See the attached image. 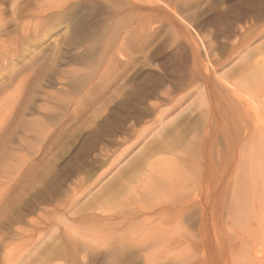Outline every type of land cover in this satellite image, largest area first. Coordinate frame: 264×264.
Returning <instances> with one entry per match:
<instances>
[{"label":"rangeland","instance_id":"obj_1","mask_svg":"<svg viewBox=\"0 0 264 264\" xmlns=\"http://www.w3.org/2000/svg\"><path fill=\"white\" fill-rule=\"evenodd\" d=\"M11 1L1 4L2 21L8 24L0 33L4 43H0V74L4 76L14 68L15 72L12 81L4 79L0 90L12 94L13 89L21 88L23 77L25 84L17 114H13L0 136V179L8 182L7 176L15 170L19 176L16 182L4 185L0 264H61L65 259H57L54 254L65 247V264H132L131 259L105 255L111 236L113 243L121 231L118 234L115 229L95 227L94 218L110 214L115 223L131 218L126 215L131 208L126 199L131 200L135 189L144 187L140 181L146 178L142 175L124 181L126 176L121 178L123 173H118L159 140L170 142L186 131L190 137L197 133L201 139L213 136L221 140L219 128L199 124L205 116H213L207 113L210 108L224 113L221 108L227 103V85L248 96L244 86L249 79H242V75L252 62H264V0H143L129 11L132 21L128 34L121 32L110 42L98 39L97 49L87 50L84 43L82 49L67 51L66 64L57 67V71L64 72L65 81L53 75L52 60L55 44L67 29L49 30L38 43L46 15L39 18L35 36L30 34L32 29L27 31L30 35L23 32L24 24L36 20L37 8H49L61 0H18L17 16L10 12ZM121 17L120 14L118 19ZM95 43L91 39L90 46ZM76 53L84 54L80 62L73 60ZM31 63L33 68L28 67ZM114 73L118 78L113 81L101 77ZM49 78L51 83H47ZM67 103L68 107L63 108ZM76 105L80 117L69 119L63 133L55 131L64 120L62 115L71 116ZM262 115L260 111L257 116ZM184 118L195 127L181 125ZM45 138H50L47 144ZM104 147L111 150L109 158L99 170L88 173L98 163ZM238 149L236 146L227 153L228 157L224 156L232 159L231 174ZM257 152L258 165L264 162V145L258 146ZM153 157L166 155L156 152ZM258 172L261 174L260 169ZM119 175L126 187L117 185L114 194L101 199L107 183L116 181ZM256 181L246 180L243 192L237 196L239 200L230 196L226 212H215L213 222L210 218L205 228H195L188 246L182 243L160 247L152 260L141 259L140 264H264V192L260 195L263 185L259 190L261 184ZM139 192L142 194V190ZM214 196L212 202L217 203ZM142 197L141 205L146 203ZM116 208L127 217L112 216L118 212ZM195 210L193 218L199 222L200 209ZM137 217L133 216V220L141 219L142 228L144 217ZM118 227L123 231L122 225ZM146 227L143 224V229ZM90 236L95 237L89 239ZM82 238H88V246L84 242L83 248V242L77 244ZM70 240L81 249L69 248ZM113 248L110 250L115 251ZM158 254L165 256L160 258Z\"/></svg>","mask_w":264,"mask_h":264},{"label":"bare ground","instance_id":"obj_2","mask_svg":"<svg viewBox=\"0 0 264 264\" xmlns=\"http://www.w3.org/2000/svg\"><path fill=\"white\" fill-rule=\"evenodd\" d=\"M17 1L18 0H12L10 2V12L12 16H17V4H19L17 3ZM2 2H4V0H0V33L2 31V28L6 27V25L8 24L2 21L3 18L1 16L4 12V9H2L1 7ZM141 2H143V0L57 1L55 5L49 8H37V12L35 14L36 20H33L34 23L29 22L26 23V25L24 24L23 32L25 35L34 34L35 36L36 34L34 33V31L39 28L37 26V23L41 21L39 20V18H42L46 15L48 16V18L43 20V32L41 33V36H39L37 41L45 37L47 33H49V30L51 32L54 30V28L57 27H63L67 29L68 32L65 31V34L61 36L60 40L55 44V53L52 60V64L54 65L53 71L55 72L53 73V75L57 74L59 77V81H65L64 72L60 70L57 71V67L66 64V57L68 56L67 51L69 49L79 48L83 46L84 43L86 44V47L84 48L87 50L93 49L94 47L97 49L98 39L102 40L103 38L106 41L110 42L117 39L121 32L125 31V33L128 34V29L130 28V24L132 21L129 11L133 7H138ZM26 8L28 7L26 6ZM120 14L122 15V17L118 19ZM98 17L100 22H98ZM15 21L16 19H11V22H14V24L16 23ZM30 29H32L31 31L33 32H29V34L27 33V31ZM28 37H26V39ZM91 39L93 41L96 40L94 46H90ZM39 42L40 41H38V43ZM0 43L3 42L0 41ZM27 51H31L30 47L27 49ZM74 52L75 51H73V53ZM83 56L84 54L76 53L73 60L75 62H80ZM34 57L35 55H33L32 60ZM30 66L33 68L32 63L28 65L29 68ZM14 69L9 71L4 76L0 74V87L4 85V79H10L11 76L14 75ZM247 69L248 71L247 73L242 75V79L244 77L246 78V80L249 79V83L244 86V89L249 91L247 92L248 96L241 95V90L231 87V85H227L226 88L229 94L227 97V103L221 108V110L224 112L221 114L225 115L219 114L220 109L218 108L216 111L215 108H210L209 112L207 113L210 115L213 114V116H205V119L199 124L207 128H219L221 140H218L217 138L214 139L213 136H208L201 139L200 137H198L199 135L197 133L193 134L192 137H190V133L188 131L177 135L175 138L173 137L170 142L159 140V142H156L152 145L151 149H147V151L141 153L139 157L137 156V154V157H135V159L128 162L124 171L118 173H123L121 178H124L126 176L124 178L125 180L120 179L119 175V179L116 180V178H114V180L116 181H109V183H107L108 185L106 186L105 190L103 189L105 192L103 193L101 199L106 198L103 197L105 195L109 196L111 194H114V188L117 185H125L124 187H126L124 181H126L127 178H140L142 175L146 178L143 183H141L140 181V184H143L142 186H144L140 189L142 190V194L139 192L140 190L136 188L135 193L132 191L135 196L133 195V198L131 196V200L126 199V202L130 203L131 205L130 214L126 215H132L131 218H125L126 220L121 218L124 221H121L119 223H117L118 221H116V223L111 221L112 219L109 217L110 214L108 215V217H102L99 220H96L94 218V221L96 222L95 227H106L105 229L109 231L115 229L114 233H118L121 231L120 234L118 233L119 235L113 243L111 242L114 236H111V240L108 241L109 244H111L112 248L114 247L113 250L116 249L117 251H111V246L107 245L106 243L107 247L110 246V249L109 252L107 250L106 252L105 248L107 249V247L104 248L105 255H115L121 260L131 259L132 264H140L141 259H143L145 262L150 261V259L152 260V258L157 254L154 253V251L160 247H174L176 245H181L182 243H185L188 246L192 241L191 237H193L192 232H195L194 229L205 228L209 224L210 218L211 221L213 220L212 217L215 212H226L230 207V204L228 202L229 197L233 196L234 199L236 198L237 200V196L241 195L240 193L243 192V186L245 185L246 180L251 179L252 182L254 181L255 183H257L256 180H258L260 181L259 184H261V187L259 186V184L257 185V187H260L259 190H261L263 185L264 189V183L262 184V182H264V174L262 175V173H264V167H262L264 162L258 164L261 165V168L259 167V169L261 170V174L258 172L259 169L257 165V162L260 161H258L260 155L257 152V147L264 145V115L259 117L257 116L260 111L264 112V62L262 63L254 61L248 66ZM2 70L3 68L0 70V73L3 72ZM101 77H103L104 81H113L118 78V75L115 73L113 75L103 74ZM239 77L241 78V75ZM23 80L25 81L24 77ZM23 80L21 79V88L17 87L15 88V91L13 89L12 94H6L4 93L5 90H0V136L3 127L12 120L13 114H17L16 112L19 105L18 100L25 84L23 83ZM10 81H12V79H10ZM47 83H51V80L50 82L47 81ZM68 105L69 104L67 103V105L63 106V108L68 107ZM155 107L156 106H154V108ZM66 115V113L62 115L61 118H64V120L63 122L59 123V125H57L55 131L63 133L68 129L67 122L69 121V119H76V117H80L81 112L76 105L72 109L71 116ZM210 117L213 118L211 119ZM181 121L183 122L181 125H184L185 127L192 126L190 125L188 118H184ZM177 124L180 125L179 122ZM197 125L198 124H196V126ZM192 127H195V125ZM122 139L123 142L125 138ZM49 140L50 138H45L44 143L47 144ZM236 146L239 149L237 150L238 153L236 156V162L234 163L235 165L231 174V171H229L231 162H229V160L232 161V159L226 158L224 156L227 153L229 154V151L231 152V149L233 150ZM48 150L49 145L46 146V149H44V151L47 152ZM156 152L161 155L164 154L166 155V157H153V154ZM110 153L111 150L109 148H102L98 163L93 164L91 168L89 167L90 171H88V173H91L93 171L95 172L97 169L99 170L104 160L109 158ZM143 166H147V168H143ZM259 175H261V177ZM7 177L9 181L6 183H3L4 181L2 182L0 179V205L2 202V197L6 191H4V185L6 184L7 186L9 182L14 183L18 180L19 176L17 174V170L11 172ZM262 190L260 191V195L262 194V192H264ZM118 192L120 193V190ZM101 194L100 196L98 194V196L101 197ZM215 194L218 200L217 203L212 202L213 196ZM142 195L144 197V200H146V203L143 201L141 205L140 199ZM118 196H120V194ZM146 198L149 201H147ZM261 198L263 202L264 195H262ZM101 199L99 200L101 201ZM262 202L261 205H263L264 207V204H262ZM143 203L145 204L143 205ZM196 207L200 209L201 218L199 222H195L193 218L195 214L194 210ZM122 209L125 210V208ZM116 210L118 209L116 208ZM118 215L127 217L126 215H124V211L119 210L112 216L116 217ZM133 216L144 217L143 221L147 222V225L149 223L148 227H146L145 222L142 221L143 223L141 228V219L137 217L140 221H134ZM146 220H149V222ZM91 222L92 220L90 221V224ZM143 224L146 229H143ZM118 225H122L123 231L120 230V227H118ZM179 229H184L185 232L183 231V234L182 232L178 233L177 231ZM94 234H96V232H94ZM94 237L95 236H90L89 239H94ZM105 237L108 236L105 235ZM77 239H79V237H77ZM82 239L79 240L80 243L79 241H77V244L81 245V242H87L86 245L88 246V238H86V240L83 239L84 241H82ZM107 240H105L104 242H106ZM69 242V244H72L71 240ZM100 242L102 241L100 240ZM74 243L69 248L75 250L79 247L81 249L80 246H76L74 245ZM85 243L84 245H81L82 248L83 246L86 247ZM65 250H67L66 247L63 248V250L59 249V252L55 251L54 257L60 260L65 259L66 261L65 257L67 254ZM94 250H91V254H93ZM164 254L158 255H160V258H163ZM65 261L61 264H65Z\"/></svg>","mask_w":264,"mask_h":264}]
</instances>
